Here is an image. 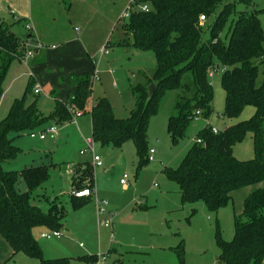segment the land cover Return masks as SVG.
Instances as JSON below:
<instances>
[{
	"label": "trees",
	"instance_id": "16d2710c",
	"mask_svg": "<svg viewBox=\"0 0 264 264\" xmlns=\"http://www.w3.org/2000/svg\"><path fill=\"white\" fill-rule=\"evenodd\" d=\"M238 1L247 7L254 5L252 0H132L127 20L120 22L124 37L119 44L127 49L151 51L156 65L152 76L142 74L132 86L134 105L125 118L114 115L105 96L94 98V79L87 72L69 77L73 92L67 103L56 99L48 116L38 110L36 97L26 101L33 96L29 81L23 95L12 101L0 119V235L11 249L9 259L22 253L37 259L38 264H69L67 257L45 258L32 233L43 226L59 229L65 215L62 202L49 199L43 192L49 179V164L29 165L20 171L6 170L4 165L20 150L13 143L15 137L39 129L53 118L58 123L68 122L72 110L90 115L94 143L119 151L125 142L132 141L139 169L149 159L148 125L162 94L182 90L167 124L168 135L175 144L186 135L194 119L207 120L211 116L213 91L208 72L221 67L223 115L235 118L246 106H252L254 113L217 133L207 122L196 132L179 165L164 169V175L177 186L183 201L201 200L211 212L231 201L236 190L264 182V23L259 18L264 14V5L237 11ZM142 5H147V10H142ZM199 15L206 20L214 17L206 40ZM21 20L0 22V98L10 64L20 61L25 40L33 38L32 33L23 38L12 30ZM151 83L155 88L149 97ZM10 133L14 137L10 138ZM247 133L252 134L254 155L249 160H238L233 146ZM79 164L84 167L76 177L72 176V184L78 189L92 185L94 180L90 162ZM19 179L25 185L23 191L17 189ZM37 190L42 192L35 195ZM70 199L73 206L85 203L82 198ZM40 200L48 205L46 210ZM216 245L220 264H264V186L244 198L242 212L234 219L232 239L224 240L217 234ZM172 249L178 262H182V241ZM93 256L96 255L83 258L93 264Z\"/></svg>",
	"mask_w": 264,
	"mask_h": 264
},
{
	"label": "rangeland",
	"instance_id": "374dc122",
	"mask_svg": "<svg viewBox=\"0 0 264 264\" xmlns=\"http://www.w3.org/2000/svg\"><path fill=\"white\" fill-rule=\"evenodd\" d=\"M252 1L254 5L249 7L238 1L237 11H249L264 5V0ZM31 6L32 22L40 39L46 44L56 45L64 44L70 39L80 41L93 62L94 69L90 64L88 71H94L97 77V80L94 78L92 95L95 98L101 92L111 103L116 117H127L134 105L132 86L140 80L142 74L152 76L156 65L151 51L127 49L119 44L124 37L120 22L127 20L132 0H31ZM5 17L7 20L8 17ZM259 18L264 23V14H260ZM213 20L214 17L211 16L203 23L205 40L209 38V27ZM17 26L15 24L13 30L18 35L27 32L22 25ZM104 46L108 51L106 54L101 53ZM27 71L23 62L14 60L10 64L2 85L0 119L6 115L13 98H16L15 94L23 90L26 79L23 76ZM221 75L222 69L218 67L209 77L213 91L211 116L207 120L202 117L194 119L186 135L175 144L168 135L167 124L169 116L175 113L174 103L182 90H169L162 94L157 111L150 118L147 132V148L153 149L154 153L141 168H136L137 156L132 141L125 142L123 150L119 151L94 143L102 166L94 165L93 183L97 194L92 195L89 202L83 205H72L69 194L71 177L64 169L66 166L70 167L72 176L76 177L82 167L73 169V166L79 161L92 160L84 144V138L91 136L88 113L77 118L72 110L70 122H64L54 134H48L44 142L29 137L27 132L13 139L20 150L15 158L5 163L6 170L20 171L31 163L41 161L54 164L49 167V179L43 185L47 190L44 189L43 192L59 197L65 207V215L61 220L59 238H40V228L32 232L45 258L67 257L69 264H90L83 258L88 255H106L102 264H220L217 234L224 240L232 239L234 219L242 212L244 198L249 192L264 186V182L236 190L231 201L217 212H211L201 200L191 203L183 201L177 186L165 177L163 170L174 169L179 165L192 145L196 132L207 122L211 128L222 130L250 118L254 113L252 106H246L235 118L223 115L225 92L221 85ZM14 79L18 81L14 84L13 91L9 92ZM64 87L65 85H61L56 89V96H59ZM31 97L36 96H28L26 101H32ZM54 105L55 99L49 92H39L36 106L42 114L50 115ZM51 120L33 131L39 133L50 126L59 125L55 118ZM14 135L10 133L9 137ZM80 150L84 152L81 154ZM233 155L238 160L253 158L251 133H247L233 146ZM91 165L93 167V163ZM123 173L127 174L126 184L119 181ZM18 187L23 190V182ZM41 192L42 190H37L35 195ZM95 197L105 199L107 208L117 211L111 228L99 225ZM40 202L46 210L48 205L41 200ZM241 219L245 220L243 217ZM180 241L183 249L182 262H178L172 249ZM93 257V264H96L98 257ZM5 264H38V261L19 253L14 260Z\"/></svg>",
	"mask_w": 264,
	"mask_h": 264
},
{
	"label": "crops",
	"instance_id": "0c3cea01",
	"mask_svg": "<svg viewBox=\"0 0 264 264\" xmlns=\"http://www.w3.org/2000/svg\"><path fill=\"white\" fill-rule=\"evenodd\" d=\"M5 16L8 17L7 20H5L6 19ZM19 19H22V20L20 22H18V24H17L18 26L22 25L25 30H26V28H25L26 24H30L32 27L31 32H28V30H26L27 32L24 35H19V36L24 38V36L32 33L34 35V37H33L34 39H40V36L38 35L37 30H36V27H34V24L32 22L33 21V12H32L31 0H0V22H2V21L12 22V21H17ZM13 28L14 27H12V30H13ZM15 33L18 35L17 32H15ZM34 39H32L31 43H34V41H35ZM41 42H43V41L41 40ZM44 44L46 46L42 49H36L33 57L30 58L28 60V62L25 64L28 71L25 72L24 76H23V77H26L25 81L23 80L24 81V88H23V90H21L17 94H15L16 95L15 97L20 98L23 95V93L25 92L29 81H31L33 84V86H32L33 92H34L35 87H37L39 89V92L40 91H47L55 100L57 99L59 101L67 103L68 97L73 92V89H74V85L69 83V77L71 75L78 76V75H81L82 73H86V72L91 74V75H94V71L92 73H90L88 71V69L90 68V64H92V68L94 69L93 62L90 60L91 57L89 55V52L86 51L84 45L80 41H78L77 39H70L61 45H56L54 43H52V44L44 43ZM52 46H54V47H52ZM18 62L21 63L20 61H18ZM17 81H18V79H14L13 81H11L9 92L13 91L14 84ZM61 85H65V87L60 92V94H58L59 96H56V94H57L56 89L60 88ZM39 92H37V93L34 92L36 95H34V93H33V97H35V96L37 97ZM18 94H20V97H18ZM99 95H103V94L101 92H98L97 96H99ZM14 99L15 98H13V100ZM31 99H33V98L31 97ZM113 113H114V111H113ZM81 116H82V114L79 116H76V117L79 118ZM51 122L53 123L52 120H51ZM68 122H70V121H68ZM63 123L64 122L58 123L59 125L56 127V130L58 127L62 126ZM90 125H91V121H90ZM46 136L44 139L38 138V140L44 142L47 138ZM85 139L86 138H84V144H85ZM120 150H123V146ZM110 152H112V151L110 150ZM95 153H96V150H95ZM96 154L99 155V153H96ZM87 161L90 162V164L92 163L91 160L79 161L75 166H73V169H74V167L75 168L76 167L77 168H81V167L83 168L84 166H81L79 163H83V162H87ZM41 163L48 164L45 161H41V162H37V163H31L29 165H37V164H41ZM29 165H27V166H29ZM51 165L54 166L53 163H50L49 167H51ZM100 166H102V164ZM64 170H65V173L69 172V174H70V177H71L70 190H71L75 187V185L72 184V173L73 172H71V168L70 167L68 168L67 166L65 167ZM123 174H125V173H123ZM93 176H94V165H93ZM22 182H23V180L19 179V181L17 183V189H19L20 191H23L25 189V185H24L23 190L18 187V184H20ZM93 182H94V180H93ZM92 186L94 187V183L92 184ZM43 188L45 189V187H43ZM94 189H95V195H96L97 189L96 188H94ZM46 190L47 189H45V191ZM70 190H69V194H70V198H71L72 195H71ZM59 194H61V192H59ZM45 195H46V197H48L51 200H53V199L59 200V197L55 194H52V195L45 194ZM90 198H91V196L90 197H84L81 199V201L89 202ZM109 209L114 210L113 208H109ZM114 211L117 212L116 210H114ZM39 228H40L39 231H42L43 229H45L44 227H39ZM36 229H38V228H36ZM10 254H11V249H10L9 245L5 242V240L0 235V264H5L9 260H14V257L17 254L12 259H9ZM170 263H171V261H170Z\"/></svg>",
	"mask_w": 264,
	"mask_h": 264
},
{
	"label": "built area",
	"instance_id": "2783aa9c",
	"mask_svg": "<svg viewBox=\"0 0 264 264\" xmlns=\"http://www.w3.org/2000/svg\"><path fill=\"white\" fill-rule=\"evenodd\" d=\"M140 8L142 10H147V5H142L140 6ZM199 22L201 24H203L206 20L204 15H199ZM26 30H28V32L32 31V27L30 24H26L25 25ZM31 36V34H29ZM34 37V35L32 36ZM32 39L34 38H30L28 37L27 40H25L24 42V54L21 57V61L26 64L28 62V60L30 58L33 57L36 49H42L44 48L46 45L41 42L39 39H34V43H31ZM54 47V46H52ZM101 53H108L106 46L101 48ZM216 70V68H212L210 69V71L208 72V76H212L213 72ZM93 79L95 78L97 80V77L94 75H92ZM34 92L37 93L39 92V89L37 87H35ZM81 115L80 112H75L74 113V117ZM213 133H217L219 130L215 129V128H211ZM56 131V127L55 126H50L49 128H46L44 130H41L39 133H36L35 131H31L28 133L29 137L31 138H39V139H44L45 136L47 134H53ZM85 145H86V151L89 152L92 156V163L95 166H100L102 164L101 159L99 157V155H97L95 153V148H94V141L92 139V137H88L85 139ZM84 151H80V153L82 154ZM154 153L153 149H149V159H150V155ZM127 178V174H123L122 178L120 179V182L122 184H125ZM71 195L77 198H84V197H90L92 195H95V189L93 186H87L84 188H80V189H72L71 190ZM95 204L97 206V221L99 223L100 226H103L105 228H111L113 226L114 223V219L117 215V213L114 210H111L109 208H107L108 203L105 199H98L95 197ZM61 236V232L59 229H49V228H45L44 230L40 231L39 233V237L40 238H44V239H52V238H59ZM98 257L97 263L96 264H102V262L105 260V256L106 255H96Z\"/></svg>",
	"mask_w": 264,
	"mask_h": 264
},
{
	"label": "water",
	"instance_id": "95a60500",
	"mask_svg": "<svg viewBox=\"0 0 264 264\" xmlns=\"http://www.w3.org/2000/svg\"><path fill=\"white\" fill-rule=\"evenodd\" d=\"M154 84H149V86H148V95H149V97L150 96H152V94H153V92H154Z\"/></svg>",
	"mask_w": 264,
	"mask_h": 264
}]
</instances>
